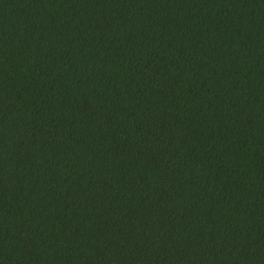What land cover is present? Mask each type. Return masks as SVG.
Wrapping results in <instances>:
<instances>
[{"label": "trees", "instance_id": "trees-1", "mask_svg": "<svg viewBox=\"0 0 264 264\" xmlns=\"http://www.w3.org/2000/svg\"><path fill=\"white\" fill-rule=\"evenodd\" d=\"M0 264H264V0H0Z\"/></svg>", "mask_w": 264, "mask_h": 264}]
</instances>
